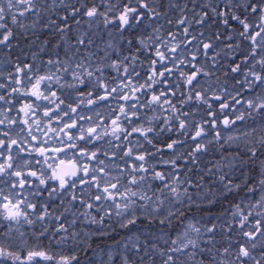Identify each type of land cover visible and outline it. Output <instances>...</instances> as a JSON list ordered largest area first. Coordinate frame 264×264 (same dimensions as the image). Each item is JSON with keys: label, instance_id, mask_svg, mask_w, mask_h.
Here are the masks:
<instances>
[{"label": "snow or ice", "instance_id": "1", "mask_svg": "<svg viewBox=\"0 0 264 264\" xmlns=\"http://www.w3.org/2000/svg\"><path fill=\"white\" fill-rule=\"evenodd\" d=\"M0 264H264V0H0Z\"/></svg>", "mask_w": 264, "mask_h": 264}]
</instances>
